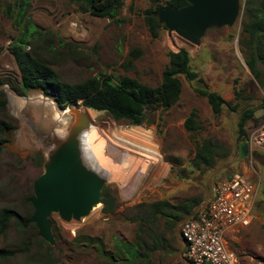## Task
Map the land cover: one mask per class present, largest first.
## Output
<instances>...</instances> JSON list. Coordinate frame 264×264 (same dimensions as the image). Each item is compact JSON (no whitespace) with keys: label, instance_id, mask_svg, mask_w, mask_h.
<instances>
[{"label":"rangeland","instance_id":"1","mask_svg":"<svg viewBox=\"0 0 264 264\" xmlns=\"http://www.w3.org/2000/svg\"><path fill=\"white\" fill-rule=\"evenodd\" d=\"M124 1L121 22L95 17L79 2L71 0L29 1L26 15L47 37L38 46L54 39L59 53L51 52L44 60L63 82L75 85L104 75L115 84L132 78L156 88L162 82L170 54L185 49L191 58L192 71L205 81L210 91L218 93L235 109L224 107L220 115H215L207 99L195 92L200 84L184 76H179L182 84L179 102L169 111L147 113L142 126L77 105L100 133L99 137L95 134L96 145L93 143L92 148L96 151L102 148L98 153L113 157L118 163L112 162L113 165L118 169L121 165L123 171L115 177L111 170L105 169L111 179L102 175L106 180L102 198L108 190V201L106 204L101 201L88 217L66 222L57 214L51 216L55 245L46 243L53 248V252H48L31 222L34 209L28 198L34 195L33 186L44 172L45 161L57 144L65 140L75 116L62 112L42 92L30 91L26 96L17 93L21 73L9 48L21 34V25L8 9L18 0H0V79L4 82L0 90L8 101L0 118L11 125L7 137L0 136V212L14 211L24 222L31 219L28 226L14 225L0 238V252H17L12 259L0 253V264H106L95 250V241L101 240L108 252L114 250L116 240L134 245L139 239L137 218L150 216L154 204L187 205L194 213L210 199L213 189L235 172L249 176L257 186L256 220L229 243L240 264H264V158L242 156L241 145L247 140L241 139L238 128L241 114L249 109L254 111L255 120H264V67L259 66L262 75L258 80L245 62L248 55L245 28L250 27L255 15H264V0H244L235 25L207 31L199 46L175 33L170 36L164 28L158 30L157 38L151 35L143 12L155 8L154 2L165 7L168 0ZM61 41L67 44L62 52L58 47ZM134 50L140 53L137 59L131 56ZM26 51L33 52V47L27 46ZM192 111L197 112L200 126L194 136L184 127ZM253 125L247 124V132ZM114 136L120 139L119 144L113 140ZM203 140L217 143L221 153L228 152V156L212 167L199 166L195 162L196 142ZM105 206H108L106 213ZM176 213L182 215L180 211ZM186 217L173 224L172 230L166 218H159L152 226L154 229L149 232L166 246L154 254V264H187L178 236Z\"/></svg>","mask_w":264,"mask_h":264},{"label":"trees","instance_id":"2","mask_svg":"<svg viewBox=\"0 0 264 264\" xmlns=\"http://www.w3.org/2000/svg\"><path fill=\"white\" fill-rule=\"evenodd\" d=\"M29 1L18 0L13 8L9 6L10 8L8 9L9 12H13V19L20 22L19 26L21 25V34L14 39L12 46L9 48L10 53L16 59L21 73L17 87L19 95L26 96L30 91H39L54 100L61 110L81 105L86 109L108 113L116 120L127 121L134 126H142L146 121L147 113H153L158 110L169 111L179 102L182 94V84L179 76H184L188 81L200 84L195 89V92L207 99L215 115H220L224 107L234 111L235 108L232 107L231 103L227 102L218 93L210 91L205 81L192 71L190 67L191 58L185 49H180L170 54L169 63L162 75V82L156 88L144 85L132 78H124L115 84L110 77L104 75L87 79L75 85L63 82L58 73L44 60V57L51 52L59 53L57 47L55 48L54 46V39L51 38L44 42V46H38L39 41L47 37L26 15ZM71 1L78 3L77 0ZM124 2V0H94L92 6H88L86 3H78V5L95 17L107 18L112 22H121L119 17L122 14ZM154 3L156 7L148 8L143 14L151 35L157 38L159 36L158 30L166 28L154 16L155 12L163 6L157 2ZM169 5L178 10L189 6L188 0H168L166 6ZM245 33L248 34V55L245 62L253 76L260 80L262 72L259 66L262 65L264 67V15L261 13L255 15V20L249 28H245ZM50 35L53 36L52 34ZM27 46H32L33 52H27ZM58 47L61 49L60 52H62L66 50L67 44L61 41L58 43ZM131 56L137 59L140 53L134 50ZM3 85L4 82L0 79V88ZM7 105L6 94L3 90H0L1 113L6 112ZM197 119V112L192 111L185 121V130L191 136L196 135V132L200 129ZM249 122L254 125L259 123L254 119V111L252 109L246 110L241 114L238 126L239 136L247 141L248 132L246 126ZM10 129L11 125L0 118V136H5L6 138L7 131ZM227 156L228 152L222 154L221 147L212 140L196 142L195 162L199 166L212 167L218 160H224ZM107 192L103 194V204L108 201ZM33 198L34 195L28 198L29 205H31ZM190 210L191 207L187 205L178 207L172 206L167 202L154 204L153 212L150 216L137 218L140 222L139 239L134 245L116 240L114 250L108 252L102 241L97 240L93 243L94 247H96L95 250L101 258L107 261L106 264H154V254L166 246L164 247L156 235L153 236L149 232L154 229L152 226L157 224L159 218H166L169 220L167 226L172 230L173 224L179 223L185 215L188 218L193 214ZM177 211H180V214L182 212V215L177 214ZM104 212H108V206H105ZM30 220L28 219L24 222L16 212L11 210L1 211L0 238L5 236L12 226L15 225L17 228L22 225L28 226ZM149 243L151 244L150 246ZM42 245L46 246L48 252H53V248L47 245L45 241H42ZM0 253L2 257L7 259H12L17 254L16 251H1Z\"/></svg>","mask_w":264,"mask_h":264},{"label":"water","instance_id":"3","mask_svg":"<svg viewBox=\"0 0 264 264\" xmlns=\"http://www.w3.org/2000/svg\"><path fill=\"white\" fill-rule=\"evenodd\" d=\"M244 0H188L189 6L178 10L165 6L157 10L155 18L164 25L171 36L175 33L188 43L199 46L207 31L233 27L237 22ZM88 6L94 0H77ZM62 112H71L75 119L65 140L44 163L43 174L33 186L31 205L34 214L31 222L36 225L39 236L50 246L55 245L50 218L59 215L64 221L82 220L101 204L106 184L104 177L84 162L81 136L91 127L86 112L73 106ZM241 154L248 157V146L241 145Z\"/></svg>","mask_w":264,"mask_h":264},{"label":"built area","instance_id":"4","mask_svg":"<svg viewBox=\"0 0 264 264\" xmlns=\"http://www.w3.org/2000/svg\"><path fill=\"white\" fill-rule=\"evenodd\" d=\"M246 145L251 159L264 155V120L252 126ZM256 198V184L242 172L214 188L210 199L179 227L187 264H240L229 242L255 222Z\"/></svg>","mask_w":264,"mask_h":264},{"label":"bare ground","instance_id":"5","mask_svg":"<svg viewBox=\"0 0 264 264\" xmlns=\"http://www.w3.org/2000/svg\"><path fill=\"white\" fill-rule=\"evenodd\" d=\"M64 113L67 114L68 112H64ZM95 134H96L97 137H99V134L100 133H98L97 129H95L93 126H91L90 129L86 132V134L83 135V136H81V145H82V149H83V155H84V162H85V164L90 169H93L96 172H99L101 175H103V174L106 175L107 174V176L110 177V179H111V174H109L108 172H106V170L107 171L108 170H111L114 173V176L115 177L118 176L117 173H121L123 171L120 168L121 165H119V169H118V167H115L114 166V165H117L118 163H117L116 160H114L113 157H110L109 155H107V153H106V155H103V156L100 153H98V152H101L102 151V148L99 147V150L98 151H96L95 148L94 149L92 148V146H93L92 144L93 143H94V145H96V143L94 141ZM114 139H115V141L117 143L120 142V139L117 138V137H115V136L113 137V140ZM83 141H85L84 142L85 144L83 143ZM153 155L156 156V154H153ZM104 156H108V158L107 157L104 158ZM156 157L158 158L159 156L157 155ZM112 162H114V165H113ZM124 162H126V161H124ZM137 164H138V161H137ZM115 170H117V171H115ZM130 203H132V202H130Z\"/></svg>","mask_w":264,"mask_h":264},{"label":"crops","instance_id":"6","mask_svg":"<svg viewBox=\"0 0 264 264\" xmlns=\"http://www.w3.org/2000/svg\"><path fill=\"white\" fill-rule=\"evenodd\" d=\"M258 155H260V156H262L264 158V155H262V154H258Z\"/></svg>","mask_w":264,"mask_h":264}]
</instances>
